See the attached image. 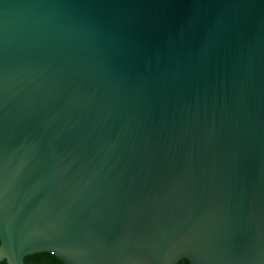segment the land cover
I'll list each match as a JSON object with an SVG mask.
<instances>
[{
  "label": "water",
  "instance_id": "95a60500",
  "mask_svg": "<svg viewBox=\"0 0 264 264\" xmlns=\"http://www.w3.org/2000/svg\"><path fill=\"white\" fill-rule=\"evenodd\" d=\"M264 264V0H0V261Z\"/></svg>",
  "mask_w": 264,
  "mask_h": 264
},
{
  "label": "trees",
  "instance_id": "16d2710c",
  "mask_svg": "<svg viewBox=\"0 0 264 264\" xmlns=\"http://www.w3.org/2000/svg\"><path fill=\"white\" fill-rule=\"evenodd\" d=\"M0 264H6L4 260ZM24 264H66L50 252H35L24 257ZM177 264H191L187 258H181Z\"/></svg>",
  "mask_w": 264,
  "mask_h": 264
}]
</instances>
